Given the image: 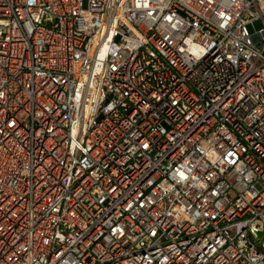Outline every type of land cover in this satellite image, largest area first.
Here are the masks:
<instances>
[{
  "label": "built area",
  "instance_id": "obj_1",
  "mask_svg": "<svg viewBox=\"0 0 264 264\" xmlns=\"http://www.w3.org/2000/svg\"><path fill=\"white\" fill-rule=\"evenodd\" d=\"M0 264H264V0H0Z\"/></svg>",
  "mask_w": 264,
  "mask_h": 264
},
{
  "label": "rangeland",
  "instance_id": "obj_2",
  "mask_svg": "<svg viewBox=\"0 0 264 264\" xmlns=\"http://www.w3.org/2000/svg\"><path fill=\"white\" fill-rule=\"evenodd\" d=\"M260 26H261L260 22H256V23H255V27H256V28H259ZM249 30L252 31V30H251V27H249Z\"/></svg>",
  "mask_w": 264,
  "mask_h": 264
}]
</instances>
